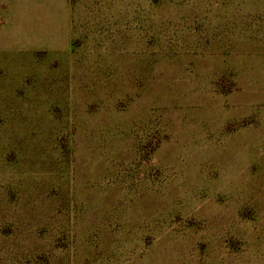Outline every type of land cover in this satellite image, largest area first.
Masks as SVG:
<instances>
[{
	"label": "rangeland",
	"instance_id": "obj_1",
	"mask_svg": "<svg viewBox=\"0 0 264 264\" xmlns=\"http://www.w3.org/2000/svg\"><path fill=\"white\" fill-rule=\"evenodd\" d=\"M0 264H264V0H0Z\"/></svg>",
	"mask_w": 264,
	"mask_h": 264
}]
</instances>
